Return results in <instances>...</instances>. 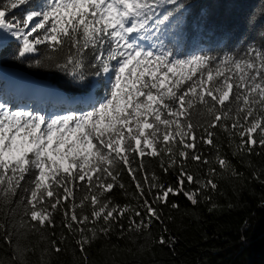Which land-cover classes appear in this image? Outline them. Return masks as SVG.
<instances>
[{
	"label": "snow or ice",
	"instance_id": "obj_1",
	"mask_svg": "<svg viewBox=\"0 0 264 264\" xmlns=\"http://www.w3.org/2000/svg\"><path fill=\"white\" fill-rule=\"evenodd\" d=\"M194 7L182 0H0V31L19 42L14 59L38 54L30 66L54 68L80 83L89 76L107 78L105 97L79 114L48 119L0 103L5 215L19 210L21 226L36 230L54 228L53 213L62 209V226L80 234L76 244L85 253V245L110 234L121 218L129 220L128 231L142 232L160 218L153 205L167 204L170 194H183L196 205L206 189H217L214 175H240L220 155L210 129L224 130L230 143L238 135V151L260 154L255 149L264 148V46L249 43L239 56L179 58L168 44L178 39ZM17 9L21 18L14 15ZM208 15L202 8L198 20L206 23ZM248 23L255 25L253 19ZM258 35L264 38V28ZM198 141L216 150L221 169L209 167L206 180L186 170L188 161L211 163ZM145 157L159 158L165 174H176L177 186H165L155 173L149 178ZM124 171L143 200L139 208L115 204L106 195L125 188ZM192 184L199 187L189 190ZM81 189L84 195L76 201ZM4 235L11 243V233ZM158 243H166L163 236ZM51 244L56 253L63 251L56 240ZM14 251L16 264H24L27 250L17 245Z\"/></svg>",
	"mask_w": 264,
	"mask_h": 264
},
{
	"label": "trees",
	"instance_id": "obj_2",
	"mask_svg": "<svg viewBox=\"0 0 264 264\" xmlns=\"http://www.w3.org/2000/svg\"><path fill=\"white\" fill-rule=\"evenodd\" d=\"M182 2L194 3L195 7L190 9L192 15L186 18V25L178 39L168 44L179 58L204 53L218 58L224 55L239 56L249 43L264 46V38L258 35L259 29L264 28V0ZM202 8L209 10L206 23L198 20V13ZM13 12L17 18L23 16L20 9ZM249 19L255 21L254 26L249 25ZM141 43L156 50L151 41ZM18 45L19 42L12 38L0 42V71L20 72L32 80L49 84L68 98H83L95 82L93 102L84 107L78 105L72 112L76 114L91 110L105 97V77L89 76L80 83L54 68L30 66L38 54L29 56L27 60L14 59L13 54L18 51ZM38 47L44 48L43 45ZM60 114L64 113L59 112L57 115ZM197 118L193 117L194 120ZM210 130L216 133L214 143L219 146L220 155L227 157L240 175H231V170L214 175L212 179L218 185L217 189H206L196 205L183 194H170L167 204L158 202L153 205L160 218H153L149 228L142 232L128 231L129 220L121 218L110 234H100L91 244L85 245V253H81L76 244L80 234H70L62 226V209L53 213L54 228L36 230L28 224L21 226L19 210L14 216L11 213L5 215L7 209H3L0 210V225H3L0 227V264H16L13 257L17 245L27 250L23 258L24 264H264V148L255 149L259 155L238 151V135L230 143L224 130ZM201 134L203 129L197 130L196 135L199 137ZM197 145L211 163L201 165L196 161H188L187 172L193 174L195 179L205 180L209 167L216 168L217 173H221L214 159L216 150L199 141ZM143 162L149 178L155 173L159 182L165 186H177L176 174L171 169L165 174L160 167L159 158L145 157ZM120 182L125 185L124 189L117 186L106 195L115 204L139 208L143 200L126 171L121 173ZM187 187L194 190L199 185ZM83 195L82 189L77 190L76 201ZM204 197H210V200ZM147 198L149 201L153 199L152 196ZM172 204L179 207L173 208ZM141 211L143 212L142 208ZM136 219L139 220L138 217ZM120 225H123V231ZM5 231L11 233V243L6 239ZM161 236L166 241L163 245L158 243ZM62 237L64 239L61 242ZM52 240L59 242L63 251L56 253L52 249Z\"/></svg>",
	"mask_w": 264,
	"mask_h": 264
},
{
	"label": "rangeland",
	"instance_id": "obj_3",
	"mask_svg": "<svg viewBox=\"0 0 264 264\" xmlns=\"http://www.w3.org/2000/svg\"><path fill=\"white\" fill-rule=\"evenodd\" d=\"M7 38L15 39L1 31L0 42L1 43L6 42ZM5 80L7 84V89H4L3 91L1 89V95L5 96V100L7 102L15 103L16 99L13 97L19 92L21 94V97L23 96L22 97L23 100L28 102V105L34 106L33 110L39 111L46 99H50V100L55 99V101L62 99L61 95L55 90H52L51 88L45 85H41L39 83L29 81L28 79L20 78V77L17 78L6 75ZM92 87H95V85H93ZM9 91H11V93H9L8 95ZM91 101H92L91 95H88L84 100V102H91Z\"/></svg>",
	"mask_w": 264,
	"mask_h": 264
},
{
	"label": "water",
	"instance_id": "obj_4",
	"mask_svg": "<svg viewBox=\"0 0 264 264\" xmlns=\"http://www.w3.org/2000/svg\"><path fill=\"white\" fill-rule=\"evenodd\" d=\"M6 72L9 74L17 75V76H23L22 73L17 72V71H13V70H6Z\"/></svg>",
	"mask_w": 264,
	"mask_h": 264
}]
</instances>
